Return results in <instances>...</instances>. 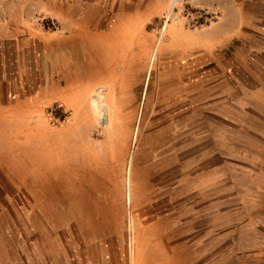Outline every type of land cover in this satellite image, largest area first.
<instances>
[{"label":"rangeland","instance_id":"rangeland-1","mask_svg":"<svg viewBox=\"0 0 264 264\" xmlns=\"http://www.w3.org/2000/svg\"><path fill=\"white\" fill-rule=\"evenodd\" d=\"M176 1L163 3L164 12L158 18L144 23L119 22L120 33L113 34L107 48L97 52L96 65L90 70L83 65L84 52L81 61H74L72 35L58 24H46L49 34L59 38L58 43L44 50L42 63L34 60L33 72L26 71L33 90L40 91L28 105L40 128L34 132L40 136L34 138L33 146H40V151H34L33 172L38 175L42 167L43 177L21 179L23 186L17 187L12 201L14 210L7 213L8 226L2 234L13 251L12 264H248V252L232 241V228L227 231L224 220H218V211L206 209L221 196L202 195L200 187H193V194L180 195L179 191L189 186L181 179L186 164L168 163L167 152L160 155L149 143L162 118L168 121L169 106L179 101L177 109L183 114L188 102L185 91L174 93L170 75L224 74L228 91L233 86L232 76H263L264 55L233 39L230 20L222 29L221 42L226 46L218 52L219 57L202 50L191 52L202 42L203 29L223 18L224 11L216 9L218 0H210L212 7L204 10L193 0H179L173 10ZM219 1L228 5L226 11L232 16L236 3ZM8 6L0 1V20ZM37 20L33 21L42 22ZM141 26L139 33L125 29ZM251 44L262 47L261 36H251ZM10 71L12 76L20 75L14 67ZM89 71L94 75L92 82L83 80ZM239 87L246 97L244 84ZM227 94L231 100L232 92ZM245 97L244 104H248ZM259 107L258 120H264V106ZM171 108L175 113L176 107ZM208 124L210 144L215 146L209 147L208 163H187L186 168H192L189 173L197 176L208 170L214 174L221 166V154H234L231 143L236 133V141L246 144L236 147V154L258 159L254 169L256 199L263 202L264 137L248 135L249 130L243 131L242 126L234 131L221 115L210 114ZM262 124L256 132L264 135ZM223 140L230 146L222 147ZM189 150V158L199 160L200 148ZM62 152L71 160L70 167L58 171ZM230 177L223 176L222 184H231L232 172ZM175 185L178 195L172 193ZM66 194L74 197V206ZM164 203L182 209L177 210L176 231L170 228L168 217H162L167 211L154 208ZM186 205L192 209L185 211Z\"/></svg>","mask_w":264,"mask_h":264},{"label":"crops","instance_id":"crops-1","mask_svg":"<svg viewBox=\"0 0 264 264\" xmlns=\"http://www.w3.org/2000/svg\"><path fill=\"white\" fill-rule=\"evenodd\" d=\"M0 1L9 4L4 20H0V264H12L13 251L8 247L2 234L4 227L8 226L5 222L7 213L14 210L12 201L15 198L16 189L18 186H23L20 180L32 179L34 176L43 177L42 167L38 175L33 172V154L34 151H40V146H33L34 138L40 136L34 132L40 128L33 122V108L28 105V100L40 94V91L33 90V81L26 76V71L33 72L34 60H40L42 63L45 58L44 50L58 43L59 38L49 34L46 24L48 25L49 22L52 25L58 24L59 28L65 29L66 33L72 35L74 61L76 59L81 61V52H84L83 65L88 66L90 70L96 65L97 52L107 48L113 34L120 33L119 22L138 20L144 23L146 19L158 18L164 12L161 5L170 0ZM232 1L236 3V6L232 8V16L226 11L228 5L225 2L219 0L215 2L216 9L224 11V17L218 18V22L213 23L209 29H203L205 36L202 42L189 49L191 52L202 50L211 56L217 53L219 57L218 52L226 46V43L221 42L224 35L222 29L228 26L227 20H230L235 34L233 39H236V42L248 44L251 52L264 55V0ZM192 3L202 10L212 7L213 4L210 0H193ZM37 18H40L42 22L38 24L33 21ZM142 28L143 26L136 30L125 29L127 33L132 34L141 32ZM253 35L261 36L262 47L258 48L251 44ZM248 41L250 43H247ZM80 66L81 63L78 64V67ZM10 67H14L20 75L12 76L10 72L13 71H10ZM89 72L88 78L83 77V80L92 82L94 75H91V71ZM223 77L224 74L221 77L220 75L209 77V74L203 73L170 75L169 82L175 84L174 93L185 91V96L187 95L185 103L188 102L183 106L185 109L183 114L182 110L177 109L179 101L176 100L169 106L168 121L162 118V124L158 127L153 141L149 143L154 151H160V155L167 152L168 163L181 162L186 165L188 162L208 163L209 147L215 146L214 142L210 144L209 138L208 116L210 114L221 115L232 124L234 131L236 127L242 126L243 131L249 130L248 135L257 136L258 134L264 137L263 134L256 132L258 124L263 123L264 126V120H258V113L261 111L259 106H264V75L253 73L246 77L232 76L233 86L228 91L225 90ZM41 79L42 76L40 82ZM247 80L251 82V85L246 84ZM240 83L247 89L246 97L245 92L242 94L240 91ZM213 90H216L214 95ZM236 90L240 91L237 96ZM230 92L233 94L231 100L226 96ZM244 97L249 101L248 104H244ZM172 106L176 107L175 113L171 111ZM203 118H205L204 123ZM216 141H219L218 137ZM219 145L216 144V146ZM245 145L236 141V133H234L231 143L234 154H221V166L216 168L214 174H208L206 170L195 176L192 172L189 173L192 168L183 166L185 172L181 179L183 178L189 186L180 190L179 194H193V187H200L202 195L221 196L217 202L208 204L206 209L218 211V220H224L222 224L228 228L227 231L230 227L232 228V241L236 243L239 250L248 252V264H264V201L257 202L258 186L254 171L258 159H246L245 156L236 154V147ZM221 146L229 147L230 145L223 140ZM166 147L168 151H162ZM192 147L200 148L199 160L189 158V155L192 156V150H189ZM61 155L57 166L58 171L70 167L71 160L65 158L64 152ZM203 156L205 159L202 158ZM246 163L249 165H241ZM230 171L233 173L232 183L222 184V181L225 182L221 181L223 176L231 179ZM225 172L229 173L224 174ZM205 173H207L206 176H204ZM61 176L59 172L60 179ZM174 178L176 179V175ZM25 185L26 182H24ZM174 189L172 193L178 195L176 185ZM69 198L71 205L74 206L72 204L74 197ZM154 208L161 212L167 211V214L162 217L167 216L170 228L173 227L176 231L177 210L182 209L175 203L157 204ZM191 209L189 205L184 208L185 211Z\"/></svg>","mask_w":264,"mask_h":264},{"label":"built area","instance_id":"built-area-1","mask_svg":"<svg viewBox=\"0 0 264 264\" xmlns=\"http://www.w3.org/2000/svg\"><path fill=\"white\" fill-rule=\"evenodd\" d=\"M178 1H179V0L176 1V4H175L173 10H175V8L177 7V5H178V3H179ZM188 1H189V0H180V2H187V3H188ZM173 10H172V11H173ZM200 18H202V16H200ZM170 19H171V15H170L169 17L166 18V21H165L166 24L169 23ZM194 21H195V20H194ZM194 21H193V22H194Z\"/></svg>","mask_w":264,"mask_h":264}]
</instances>
